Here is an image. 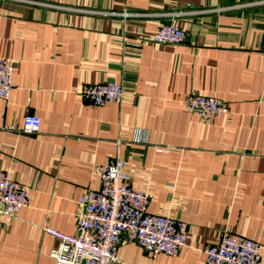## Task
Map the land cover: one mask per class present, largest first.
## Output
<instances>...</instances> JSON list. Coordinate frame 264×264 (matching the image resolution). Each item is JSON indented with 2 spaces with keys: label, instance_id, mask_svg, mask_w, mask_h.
I'll return each mask as SVG.
<instances>
[{
  "label": "crops",
  "instance_id": "obj_1",
  "mask_svg": "<svg viewBox=\"0 0 264 264\" xmlns=\"http://www.w3.org/2000/svg\"><path fill=\"white\" fill-rule=\"evenodd\" d=\"M163 24L178 44L151 36ZM0 56L14 60L0 99V168L29 203L0 219V264H54L51 226L74 232L97 166L120 159L147 211L185 223L177 256L118 248L123 264H205L231 232L255 239L264 264V0H0ZM120 82L123 100L94 105L85 83ZM197 91L226 102L209 121L183 105ZM40 129L22 131L23 116Z\"/></svg>",
  "mask_w": 264,
  "mask_h": 264
},
{
  "label": "built area",
  "instance_id": "obj_2",
  "mask_svg": "<svg viewBox=\"0 0 264 264\" xmlns=\"http://www.w3.org/2000/svg\"><path fill=\"white\" fill-rule=\"evenodd\" d=\"M185 38V30L175 24L160 25L151 36L157 44H178ZM13 68L12 58L0 56V99L10 95ZM78 95L97 106L120 103L123 86L116 81L85 83L78 88ZM183 105L204 121L229 113L226 102L197 91L187 93ZM39 129V116L26 113L22 131L33 134ZM95 173L100 178V187L89 189L79 197L74 232L44 227L45 233L57 241L50 250L54 264H123L118 258V248L131 242L151 256L179 254L188 237L185 223L168 214L149 213L147 207L152 194L131 187L122 160L97 166ZM28 203V186L0 168V219L15 216ZM203 252L205 264H262L258 242L231 232L207 244Z\"/></svg>",
  "mask_w": 264,
  "mask_h": 264
}]
</instances>
